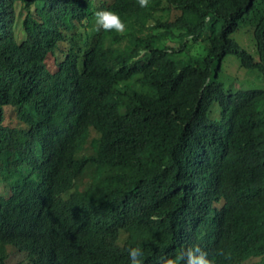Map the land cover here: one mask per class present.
Listing matches in <instances>:
<instances>
[{"label":"trees","instance_id":"16d2710c","mask_svg":"<svg viewBox=\"0 0 264 264\" xmlns=\"http://www.w3.org/2000/svg\"><path fill=\"white\" fill-rule=\"evenodd\" d=\"M0 183V264H264V0H0Z\"/></svg>","mask_w":264,"mask_h":264},{"label":"clouds","instance_id":"9594fccd","mask_svg":"<svg viewBox=\"0 0 264 264\" xmlns=\"http://www.w3.org/2000/svg\"><path fill=\"white\" fill-rule=\"evenodd\" d=\"M141 8L149 6V0H138ZM97 31L101 29L105 32L123 33L126 31V25L121 20L119 14L111 10H100L95 13ZM130 264H144L142 257L144 251L140 246L130 247L128 250ZM223 255L222 252H217ZM162 264H214L209 254L200 246H192L182 249L173 257L162 258Z\"/></svg>","mask_w":264,"mask_h":264},{"label":"rangeland","instance_id":"374dc122","mask_svg":"<svg viewBox=\"0 0 264 264\" xmlns=\"http://www.w3.org/2000/svg\"><path fill=\"white\" fill-rule=\"evenodd\" d=\"M96 25V21L94 23ZM235 40L255 58L257 57L255 41L252 35L251 28H239L234 34ZM53 60L51 57L47 59V66L53 68ZM220 79L223 82L225 89L234 91L236 89H248L261 87L263 82L260 74L256 71L244 69L239 62V59L232 54L224 57L222 62V70ZM0 189L6 190L2 183Z\"/></svg>","mask_w":264,"mask_h":264}]
</instances>
